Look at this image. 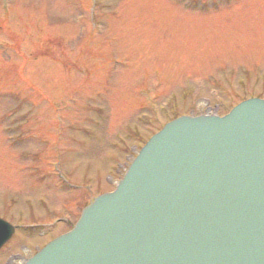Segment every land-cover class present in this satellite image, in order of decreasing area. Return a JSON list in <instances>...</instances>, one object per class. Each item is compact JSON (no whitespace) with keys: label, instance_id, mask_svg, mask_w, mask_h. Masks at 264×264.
Instances as JSON below:
<instances>
[{"label":"rangeland","instance_id":"obj_1","mask_svg":"<svg viewBox=\"0 0 264 264\" xmlns=\"http://www.w3.org/2000/svg\"><path fill=\"white\" fill-rule=\"evenodd\" d=\"M187 1L96 0L91 19L94 0H0V216L24 226L0 264L65 231L174 110L264 96V0Z\"/></svg>","mask_w":264,"mask_h":264},{"label":"water","instance_id":"obj_2","mask_svg":"<svg viewBox=\"0 0 264 264\" xmlns=\"http://www.w3.org/2000/svg\"><path fill=\"white\" fill-rule=\"evenodd\" d=\"M12 232L0 219V247ZM25 264H264V101L166 124Z\"/></svg>","mask_w":264,"mask_h":264}]
</instances>
